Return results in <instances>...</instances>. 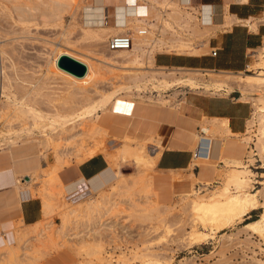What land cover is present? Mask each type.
Wrapping results in <instances>:
<instances>
[{
  "label": "rangeland",
  "instance_id": "obj_1",
  "mask_svg": "<svg viewBox=\"0 0 264 264\" xmlns=\"http://www.w3.org/2000/svg\"><path fill=\"white\" fill-rule=\"evenodd\" d=\"M99 1L100 0H92V3H90L91 0H0V29L2 30L1 39L3 40L2 42L4 43V48L7 53V72L10 76L11 82L16 87V93L18 96L28 94V97H30L32 95V98L30 97V101L28 100V102H31L30 104H36L35 106H38L37 108L39 109L41 108L40 110L43 112H50L52 114L54 110H57L56 108H58V111L60 112H67V110L77 109L79 108L78 105L81 107L87 101H90L91 98L93 99L95 96L97 97V92L94 93L95 91L102 92L105 89L115 86V84H109V82H111L110 79L114 74L134 72L133 69L129 68L119 70L114 67H109L108 64L104 62L108 61V57L110 58V56H107L109 53L106 51V41L109 36L116 33L108 34L105 37L106 40L99 39L100 42L98 39L93 40L92 38L91 40V38L84 37L82 34L80 29L81 24L84 25L86 20H92L95 17L86 13L88 6L92 7L93 4H97ZM174 1L178 2L177 0ZM106 3L111 5L114 3V0H106ZM179 5L183 10L194 11V8L190 5L189 7L181 4ZM162 6H158L161 13L164 11L166 12L168 8V11H171V9L174 8L171 5ZM194 12L197 13L198 9ZM153 13L154 15L156 14L155 12ZM161 13L159 12L160 16ZM53 14L60 16L61 20L57 24H55L54 21H49L48 23L45 22L44 19ZM166 15L167 13L165 14V17ZM159 18L160 17H158V19ZM258 18L261 21L260 23L264 24V7L259 13ZM201 36L203 35H193L191 38L192 42L197 45L201 41ZM261 45H264V40ZM199 46L201 45H198V48ZM94 50H96L97 53L94 52ZM210 50L211 48L208 47V44H205L200 47V50H195L194 48L191 50L188 48L187 50L178 51L157 50L154 52V56L156 54L165 53L171 56L186 57L190 54H201L203 52L210 53ZM100 51H103V53ZM256 53L257 52L254 50L250 51L247 63H250L251 66H253V61L256 58H259L257 55H254ZM210 57L214 58L222 65L234 62H229V54L227 56H220L217 54L216 56ZM63 58H67L81 65L83 67V72L79 73L63 66L61 64ZM150 66L152 68H156L154 63ZM253 67L255 68L256 66ZM112 69L117 72L115 73ZM226 71L237 73V71L232 70ZM139 72L146 71L143 70ZM240 72H242L241 74H244L249 71H247L246 67L243 66V69L240 70ZM188 74L189 73L186 75ZM192 75L199 77V79L201 78L198 83L199 85L204 86L203 89H205L206 86H211L210 90H208V87H206V90L194 91L193 89L189 90L188 88H184L183 90L186 92L182 93L181 91H173L172 87L163 88L162 94L164 101L157 100L160 99V97H154L153 95L148 96L149 93L144 92H141L140 95L137 93L128 95L120 94L114 99L113 106L119 108L120 106L127 105L129 102L133 103L138 101L143 106L141 112L137 116L115 117L114 115H110L108 110H105L106 112L99 111L100 118L108 122L106 127L107 130L97 132L92 134V136H88L86 133H81L80 127H82V124L76 123L75 126L71 128L70 123H66L64 126L65 128H63L61 124L57 123L55 126L57 132L59 131L58 134H60L54 137L52 143L46 146L42 144L35 145L31 151L32 154H30V156L33 157L34 160H37L39 164V168L35 169L36 173L34 172V174H38L39 177L32 179L33 182L30 181L28 184L25 182V180L29 178L28 175L31 174L32 177H35L33 170L28 169L20 174L23 178V183L20 184L22 189L30 186L29 189L31 188L33 191L36 189L41 191L43 188L44 189L41 192H46L49 189V192L51 189L53 190L51 191V194L53 195L52 199L54 198L53 204L55 205V208L47 218H45L44 215V218H42V222L50 220L53 223L52 232H50V236L47 238H39L38 240L36 238V234L30 232L26 234L22 241L19 240V232L22 230H29L30 226H20V223L16 222L13 228V231L15 232V240L11 243L12 241L10 238H8V240L3 239L4 244L0 245V254L3 255L4 253L6 256H9L10 254L11 256L9 257L11 258L15 256H23L22 262H24L22 264H141L142 254H146L148 256L153 254L155 256L156 254V256L158 255V257L163 259V264H264L263 240L257 235V233H254L252 230L245 227L246 223L259 218L264 208L259 207L250 211L246 215L235 218L226 223V226L219 230L212 229L213 231H211L210 226L203 227L200 224H196L194 225L196 229L203 230L208 233L211 232V235H209V237L203 242L189 243L188 239H186V234L191 230L193 225L189 219V211L183 207L184 199L181 197L179 198V194H175L169 200L170 206L168 202H162L165 205L164 206L161 202L156 201V191L152 189L150 185L144 187L143 184L146 179L148 180L152 177V175L158 174H173L176 177H182L180 178L182 183H190L191 178L189 177V174L193 172L191 170L192 168L189 167L190 169L185 170L160 169L157 167L156 162L155 164H146V161L138 163L132 156L125 154L123 158L120 153L121 146L128 143L137 151L138 149H142L141 151L147 159L150 160V158H154V145L160 140L154 139L152 134L148 135L146 128L154 122L161 105H169L168 107L174 106L175 108H179L185 100V95L188 97H195L199 93L228 94V92L233 88L222 86L218 89L219 91H214L215 89L213 88L212 83L208 82L211 81L208 77L213 76L214 74L211 75L205 70H198L196 73H192ZM220 76L223 75L220 74ZM207 79L208 81H206ZM200 82L202 83L200 84ZM35 83L38 85L34 87ZM181 87L182 86L178 87V89ZM238 88L240 89L244 99H247L251 105L250 119H252L254 118L255 109L254 98L263 94V91H244L240 87ZM31 91L35 93H32ZM80 91H84L86 93L88 92L87 94H89L91 98L87 101L84 99L82 100L81 98H83V96L80 94ZM70 93L74 95L70 96ZM179 115L182 116V113L180 112ZM17 118L18 117H12L10 119L14 129H16L20 135L18 138L19 147H17V149L41 142L40 140L43 139L44 134L40 128L42 123H40L37 128L33 127V131H26L24 130V126H28L32 120L31 117H29L28 114H23L22 117L21 115L19 116L18 120ZM87 121L89 122L87 119L84 120L83 123L85 124ZM47 122L48 121H44L43 124H46ZM206 122L207 119L203 118L199 123V127L201 126V123L203 124ZM1 123L2 122L0 121V133L6 130L3 123ZM50 131L48 127L46 132L49 133ZM26 132H29L31 135L27 133L26 137ZM123 132L127 137L130 136L129 138L132 139L123 138ZM256 132V125L254 122L247 124L246 129L242 133L220 134L225 142L227 139V143L231 140L235 143V148L240 149L238 153H235L234 151L231 155H237L238 157H235L240 158L241 164L243 162L248 164L251 174L249 181L250 184H248L250 187L248 186L247 190L250 192L262 191L264 185V165L259 157V154H256L257 150L255 149V141L257 138ZM195 133H198V137L201 136L199 131L196 130H194L193 134H189L193 137L192 148L196 143ZM11 135L14 136V134ZM4 136L5 134L3 136L0 135V140ZM34 136H36V138ZM160 137V135L156 136V138ZM204 137H209L208 139L211 141L214 134H212L211 131H204ZM19 139H22L21 141L23 142H20ZM96 145L97 147H100L96 154L103 155L107 159L108 165H110V167L112 166L111 168L118 172L119 180L117 179L115 181L122 185L121 188H118L120 193H115L113 191V188H116V182L112 181L111 184L113 185L108 184L101 191L93 193V198L95 199L101 194L108 195L110 199L109 202L106 203L107 207L106 205L104 206V208L106 207L108 211H105L104 215L100 219L94 216V218L92 217L93 221L88 224L84 222V219L86 218L83 217L81 213L76 212L71 215V217L69 216V221L61 227L60 225L62 224V219L60 213L61 209L66 205L68 199H66V183H64L61 179L60 171L68 166L83 161L86 149ZM79 146L81 151L79 150ZM68 147L70 149H68ZM162 147L163 146L159 148L160 151L164 149V147ZM66 152L67 154H65ZM2 153L4 152L0 149L1 157L4 156L1 155ZM224 155L227 156L230 154L226 153ZM56 156L60 158V163L57 162L58 157ZM205 160L203 158H199L197 163L200 166H209L210 173L213 175L211 179L207 178L209 182L206 186L207 189L205 186L204 188L203 186L200 188L202 194L208 195L214 187L217 188V186L221 185L223 175L231 169L229 167L231 164H226L221 159L207 158ZM50 164H53V166ZM194 171H196V169H194ZM45 173L47 176L44 177L43 174ZM26 184L29 186L26 187ZM199 185L200 182L196 181L195 187L197 188ZM45 187H48L49 189L46 190ZM231 191L234 190L231 189ZM113 192L114 194H112ZM34 194L35 193L33 192L32 197L37 196L42 202V194ZM151 200H153V202ZM258 201L259 204L263 201L262 194H258ZM166 205H168V207H166ZM151 207L154 209L148 212L146 209H150ZM143 209L146 211H143ZM161 216H164L165 220H168V222L170 221L171 226L173 225L171 227L172 230L169 233L165 232L163 221H158V218H161ZM77 218L79 219L77 220ZM95 220L97 221L95 222ZM41 227L43 228V225H41ZM57 227H60L59 229L61 231L58 230ZM212 227L214 228V225ZM30 237L35 238L30 239ZM24 240H27L28 243H24ZM22 243L23 245L26 244L29 247L26 246L27 248L25 247L23 249ZM98 243L100 244V247L97 246ZM8 256L5 257V259L7 258L6 260L4 259L3 261H0V264H13V261L9 262V260L11 261V258Z\"/></svg>",
  "mask_w": 264,
  "mask_h": 264
},
{
  "label": "bare ground",
  "instance_id": "obj_2",
  "mask_svg": "<svg viewBox=\"0 0 264 264\" xmlns=\"http://www.w3.org/2000/svg\"><path fill=\"white\" fill-rule=\"evenodd\" d=\"M142 1L143 2L137 4V3H133V0H124L123 4L116 5L115 11H114V17H115L114 26H112V27L104 25V14H105L104 10L105 9L103 8V6H95L94 10H92V12H91V14L95 17L92 20H88L84 25L81 24L80 29L82 31L83 36L89 37V38H91V40H92V38H93V40L94 39L106 40L105 37L110 33H116V34L117 33H129L132 37V45L129 48H117V49H112V50L107 48L106 51L109 53V55H107V56H110V58L108 57V61H104V62L107 63L109 67H114V68L119 69V70L124 69V68H129V69H133L134 72L122 73V74L118 73L117 74L116 73L117 71L112 69L113 71H115L116 74H114L113 77L110 79L111 82H109V84L110 83L115 84V86H113V87L110 86L111 88L108 87L109 89H105L102 92L101 91H95L94 93L97 92V97L95 96L93 99L90 97L89 94H87L88 92L86 93L84 91L83 92L80 91V94L83 96V98H81V99L82 100L84 99L87 101L91 98L90 101H87L85 104L83 103L84 105L81 107H80V105H78L79 108H77V109L69 108L71 110H67V112H63V111L60 112V111H58L59 109L56 108L57 110H54V112L51 114L50 112H43L42 110H40L41 108L39 109V108H37L38 106L37 107L35 106L36 104L35 105L33 103L30 104L31 102L29 103L28 100L32 96L31 94L35 93V92L31 91L32 93L30 94L31 95L30 97H28V94H23L22 96L17 95L16 87L11 82L10 76L7 72V66H8L6 64L7 53H6V50L4 48V43L2 42L3 40L1 39L2 38V33H1L2 30L0 29V121L3 123L4 128H6V130H4L2 132L5 134V136L2 137L0 140V149L3 150V152H4L3 154L8 158V160L11 158H15V157L19 158L22 156H24V157L30 156V154H32L31 151L34 148L33 146H35V145L42 144V145L46 146V145L51 144L52 141L54 140V137L60 134V133L58 134L59 131L57 132V129L55 126L57 123L61 124L63 128H65L64 126L66 123H70L71 128H73L76 123L82 124V127H80L81 133H84V134L86 133V135H88V136H90V135L92 136V134H95V133L101 132V131L103 132V131L107 130L106 127L108 125V122L106 120H102L100 118V112L99 111L106 112L105 110H108L110 115H114L115 117L120 116V115L116 114L118 109H122L124 111H127L128 103H127V105L120 106L119 108H116L115 106H113L114 105V99L117 96H119L120 94H127L128 95V94L137 93L138 95H140L141 92H144V93H149L148 96L153 95L154 97H160V99H157V100L162 101L164 99L163 94H162L163 88H171L172 87L173 91H175V92L181 91L182 93L186 92L185 90H183L184 88H188L189 90L193 89V91H194V90H206V87H208L209 88L208 90H210L211 86H206L205 89H203L204 86L199 85V83H198L201 78L199 79V77H195L194 75H192V73L194 74V72L196 73V71H198V70H194L192 68L191 69L181 68V67H172V68L166 69L164 67H158L157 66L156 68H154V67L152 68L150 65H152V63H153L154 52L157 50H159V51L160 50L178 51V50H187L188 48H189V50H191L193 48L195 50H197V49L200 50L201 46H199V48H198V45L205 44L207 40L204 41V39H203L197 45H195V43L192 42L191 38L193 35H195V36L196 35H203L204 36V34L207 32V30L210 31L209 30L210 28L208 26L211 23L205 22L200 14H199V16H197L196 14L194 15L191 12L183 10L182 8H180L179 4L183 3L180 1H178V2H176L174 0H142ZM240 1H246V0H240ZM156 4L161 5V6L162 5H171L174 8L173 9L170 8L171 11H168L169 8H168V10H166V8H165L166 12L164 11L165 13L164 12L161 13V11L157 10ZM162 7H164V6H162ZM203 7L204 6H201L200 10L206 11L207 16H205L204 18L206 20H208V19H210V13H209V11L205 10ZM151 9H153L152 12L150 11ZM153 12H155L156 14L154 15ZM159 12L161 13V16L159 15ZM166 13H167V15L165 17ZM203 15H204V13H203ZM158 17H160L161 19L160 18L158 19ZM44 20L47 23L49 21L50 22L54 21L55 24H57L61 20V17L53 14L51 16H47ZM230 23H231V18L227 13V15L225 16V23L224 24L229 25ZM210 27H212V26L210 25ZM250 27H252V26H250ZM213 28H214V26H213ZM142 29L145 30V33H140L142 31ZM99 42H100V40H99ZM92 46H94V45H92ZM104 49H106V48H104ZM254 51L257 52L254 55H257L259 58H256L252 63L253 66H256L255 68L253 66H251L250 63L246 64V70L249 71L248 73L241 74L242 72H240V71L239 72L237 71V73H236V72H231V71H226V70L225 71L224 70H208V71L206 70L207 73H210L211 75L214 74L213 76L208 77L209 80H211V81H208V79L206 81L212 83L213 88L215 89L214 91H217L222 86L240 87L244 91H248V90H255V91L257 90V92L263 91V94L258 95L254 98V100H255L254 118H252V119L249 118L248 124L255 122L256 131H257L256 132L257 138L255 141V149L257 150L256 154H259V157L261 158V161L264 165V45L257 47ZM94 52H96V50H94ZM101 53H103V51ZM84 64H85V62H84ZM90 65L93 66L92 64H90ZM143 70L146 72H139V71H143ZM128 71H130V70H128ZM187 73H189V74L186 75ZM220 74L223 76H220ZM201 83L202 82H200V84ZM37 85L38 84L35 83L34 87ZM39 85H41V84H39ZM180 86H182V87L180 89H178V87H180ZM72 93H70L71 94L70 96L74 95ZM248 98H250V97H248ZM62 108H64V107H62ZM52 109H53V107H52ZM50 111H52V110H50ZM23 114H28V116L31 117V119H32L31 122L28 124V126H24L25 127L24 130L31 131L33 127L37 128L39 126V124L42 123L40 128L44 134H43V139L41 138L42 140H40L41 142L35 143L32 145H28L27 147H22L21 149H17V147H19L18 146L19 145L18 138L20 135L16 131V129H14L13 124L11 123L10 119L12 117H15V118L18 117L19 118L20 115L22 117ZM121 117H123V116H121ZM18 118H17V120H18ZM24 119H26V118H24ZM87 119L89 120V122L87 121L84 124L83 123L84 120H87ZM44 121H48V122L46 124H43ZM154 125H155V123H154ZM167 125H169V123ZM200 125H201L200 129L202 131H205V132L211 131L212 134H214V137H212V139H211L212 140V152L210 153L209 158L221 159L226 164H231V165H229V167L231 169L229 168L230 170H228L223 175L221 185L220 186L216 185L217 188L214 187V189L208 195L201 193V189H200L201 186H203V188L205 186V188H206V186L209 184L208 179L206 177H204V175H203V173H205V171H207L208 173L210 172V167L206 166V165L201 166L202 167L201 172L198 175L196 173H193V172H191L189 174L190 175L189 177L191 178L190 183L189 182L188 183H186V182L182 183L181 182L182 180L180 179L182 177L179 178L178 176L176 177L173 174L172 175H169V174L160 175V174H158V175H152V177L150 179L145 180V183H144L145 185L143 184L144 187L150 185L152 187V189H154L156 191L155 195L157 196V198H156L157 200L156 199L155 200L157 202H161V204H163L164 202H168V204H169L170 203L169 200L175 194H179V198L181 197L182 199H184L183 207H184V209H187L189 211V215H190L189 219L193 225L191 227V230L188 231V233L186 234L187 236L185 235L186 239H188L189 243H191V242H195V243L203 242L209 237V235H211V232L208 233L206 231L196 229V227L194 226L196 224H198V225L200 224L203 227L210 226L211 231H213L212 229L219 230V229H222L224 226H226L225 225L226 223L232 221L235 218H239L243 215H246L250 211L255 210L259 207L264 208V185H263L262 191L250 192L247 190L248 186L250 187V185H248V184H250L249 181H250L251 170L249 169L248 164H245L244 162L241 164L240 158H237L238 157L237 155H235L237 157H235L234 155L233 156L231 155V153H233L234 151H235V153H238L240 151L239 148H235V143L231 140H229L231 142L228 141V143H227L228 139L226 140V142H224V140L222 139V137L220 135L222 133H227V134L232 133L228 124H227V119H225V118L218 119V117L217 118H211L208 124L207 123H203V124L201 123ZM48 127H49V131L51 130L49 133L46 132ZM59 128H61V127H59ZM59 128H58V130H59ZM22 130H23V127H22ZM2 133H0V135L3 136L4 134H2ZM27 133L29 135H31L29 132H26V137H27ZM11 134H14V136H12ZM123 134H124V132H123ZM123 134H122L123 138L128 139L130 137V136L127 137L125 134L124 135ZM218 135H220V136L218 137ZM34 137L36 138V136H34ZM148 137H150V136H148ZM197 137H198V133L197 134L195 133L196 141L198 139ZM22 139H23V137H22ZM129 139H132V138H129ZM21 140L19 139L20 142H23ZM161 142H162V140H161ZM161 142L158 141L157 144H155V145H160L158 147H161V145H162ZM54 143H56V142H54ZM84 146H82V147H84ZM194 146H195V144H194ZM68 149H70V148L68 147ZM80 149L81 148L79 146V150ZM99 149H100V147L99 146L97 147V145L91 146L90 148L86 149L83 158L86 159V158H89V157L95 155ZM79 150H77V151L80 152L81 150L80 151ZM141 150L138 149V151H137L135 148H132V146H130L128 143H125L124 145L121 146V152L120 153H121L123 158H124L125 154L132 156L133 159L138 163L146 161L147 162L146 164H148V163H150V164L154 163L155 164L157 157H158V154H159L158 152H160V151H158V152L156 151L157 153H153L154 158H150V160H149L145 157V155L142 153ZM146 150H148V149H146ZM149 152H150V150H149ZM70 153H72V152H70ZM226 153L230 154V155H227V156L224 155ZM59 154H57V155H59ZM65 154H67V152ZM62 155H64V154H62ZM114 156H116V155H114ZM56 157H58V156H56ZM59 159L60 158L58 157L57 162H59ZM112 159H113V156H112ZM197 159L198 158H196L194 160L197 161ZM205 162H206V160H205ZM51 166H53V164ZM42 171H43V169H42ZM34 172L36 173V170L35 171L33 170V174H34ZM28 174H30V173H28ZM45 174H43L44 177L47 176V174L46 175ZM41 175H42V173H41ZM34 176L35 177H32L31 174L28 175L29 178L27 180H25V182L29 184L30 181H32V179L39 177L38 174H34ZM118 177H119L118 172L116 170H113L111 167H108L107 170L104 171L102 174L98 175L95 178H92L89 181L81 178V179L74 180V181L68 183L67 185H65V191L67 192L66 193V199H68V200H67L64 208L61 209L60 215H61V219H62L61 220L62 224L60 226L62 227V225L67 223L69 221V218L71 217V215H73L76 212L81 213L83 215V217L86 218V219L83 218L84 222L88 223V224L91 221H93L92 217L94 218V216L97 217L98 219H100L104 215L105 211H108V209L106 208L107 207L106 203L109 202L110 199H109L108 195H104V194H101L100 196H98L95 199V198H93V193L101 191L108 184L113 185V184H111L112 181L116 182V188H117L116 189V188L112 187L113 191L115 193L119 192L120 190L118 188H121L122 185L119 184L117 181H115L118 179ZM22 180H23L22 177L17 178L16 189L19 188L20 184L23 183ZM196 181L200 182V185L197 188L195 187ZM179 182H181V183H179ZM28 184H26L25 186L26 187L29 186ZM124 186H126V185H124ZM29 187L18 190V194L20 196L19 198L32 196L33 192L35 194L36 193L42 194L41 195V196H43V198H42V212L43 213L42 214L44 215L45 218H47L55 208V205L53 204L54 198L52 199L53 195L51 194V191H53V190L51 189V191L49 192L50 189L48 187H45L46 190L49 189L46 191L48 193H46V192H41L44 188L41 191L37 190V189L33 191V189H31V188L29 189ZM129 188H130V184H129ZM231 189H233L234 191H231ZM114 192L112 194H114ZM86 193H88V194H86ZM258 194H262L263 201L261 202V204H259V201H258ZM151 198H153V197H151ZM112 200H113V198H112ZM151 201L153 202V200H151ZM148 203H150V202H148ZM111 204H112V202H111ZM105 205H106V207L104 208ZM145 206H146V204H145ZM145 206H143V207H145ZM169 206H170V204H169ZM166 207H168V205H166ZM151 208L150 209L145 208V209L149 212V211L154 209V208H152V209ZM139 209H140V207H139ZM145 209H143V211ZM160 211H158V212H160ZM163 217L162 216H161V218L157 217L158 221L159 222L163 221V226L165 227V232L169 233L172 230L171 227L173 225L171 226L170 221L168 222V220H165V217L164 218ZM78 219L79 218H77V220ZM81 219H82V217H81ZM97 220H95V222ZM42 221H43V219L31 224L29 227V230L27 229V231H23V230L20 231L18 234L19 240L23 241V238L26 236V234H28L30 232L36 234L37 240L39 238H47L48 236H50V232H52L53 223L50 220L45 221V222H42ZM180 221H182V220H180ZM186 221H187V219H186ZM181 224H183V223H181ZM41 225H43V228L41 227ZM213 225H214V228L212 227ZM89 226H91V225H89ZM193 227H195V228H193ZM245 227H247V229H249V230H252L254 233H257V235L264 242V209H263V212L261 213L259 218L246 223ZM59 228L57 227L58 230H60ZM53 231H55V230H53ZM34 238L30 237V239H34ZM27 240H24V243H28ZM25 241H27V242H25ZM39 242H41V241H39ZM26 246L29 247L28 245H26V244L23 245V243H22L23 249ZM97 246L100 247V244L98 243ZM21 252H23V251H21ZM99 252H101V251H99ZM15 253H16V250H15ZM15 253H13V254H15ZM15 255H17V254H15ZM7 256L4 253H3V255L0 254V261H3L5 259V257H7ZM9 256H11V255L9 254ZM15 257H13V258L9 257V258H11V261L9 260V262L13 261L12 262L13 264H22L24 262V261L22 262L23 256H18V257L15 256ZM141 258H142L141 264H163V259H161V257H158V255L156 256V254H155V256H154V254L151 256H148L146 254L145 255L142 254Z\"/></svg>",
  "mask_w": 264,
  "mask_h": 264
},
{
  "label": "crops",
  "instance_id": "obj_3",
  "mask_svg": "<svg viewBox=\"0 0 264 264\" xmlns=\"http://www.w3.org/2000/svg\"><path fill=\"white\" fill-rule=\"evenodd\" d=\"M177 1L183 2L181 5H186V7L190 5L194 8V11H197L201 6H204L203 8L209 11L211 20L204 18L207 16L206 11H199L204 21L211 23L210 25L212 26H208L210 31L207 30V33L201 37V40H207L204 43L208 44L209 48H217L220 56H227L229 54V62H234L231 64L225 63L224 65L219 64L214 58L210 57L208 52L190 54L186 57L162 53L156 54L153 58V63L156 67H181L202 71L216 69L240 71L247 64L250 51L261 46L264 40V24L260 23L261 21L258 18L259 13L264 7V0ZM141 2L143 1L133 0V3L139 4ZM90 3H92V0ZM123 3L124 0H114V3L110 5L106 3V0H100L97 4H93L92 7L88 6L86 13L92 15L91 12L95 6H103L105 9L104 25L112 27L115 20V7ZM158 6L160 5L156 4L157 10L160 11ZM150 11L152 12L153 9ZM194 11L189 12L195 15L196 12ZM227 13L231 18L229 25L224 24ZM184 97L185 100L179 108L161 105L154 122L147 126L146 131L148 135L152 134L154 139H159L160 142L162 140L161 146L164 145V149L161 151L158 145H154V153L160 151L156 160L158 168L185 170L191 167L193 173L195 172L198 175L202 167L192 157V151L195 146L192 148L193 137L189 134H193L194 130H196L204 135V131L199 127L200 121L206 118V123L208 124L211 118L217 117L218 119H227L231 134L242 133L246 129L251 115V105L247 99H244L238 87H233L228 94L199 93L195 97H188L187 95ZM142 107V104L138 101L129 102L127 111L118 109L116 114L124 117L137 116L141 112ZM180 112L182 116L179 115ZM167 122L169 125H167ZM157 135L161 137L156 138ZM211 152L212 140L210 141L209 139L208 155L202 158L209 159ZM1 155L4 154L2 153ZM108 167L110 165H108L107 159L103 155L95 154L77 164L64 168L60 171V177L66 184L81 178L89 181L102 174ZM37 168H39L38 161L34 160L31 156L15 157L9 160L5 155L3 157L0 156V236L3 237H0V245L4 244L3 239L8 240L10 238L11 243L14 242L15 232L13 228L16 222H19L20 226L26 227L43 218L41 199L37 196L19 198L18 190L22 189V187L16 189L17 178L21 177L20 174L25 170H35ZM203 175L208 179H211L213 176L207 171Z\"/></svg>",
  "mask_w": 264,
  "mask_h": 264
},
{
  "label": "built area",
  "instance_id": "obj_4",
  "mask_svg": "<svg viewBox=\"0 0 264 264\" xmlns=\"http://www.w3.org/2000/svg\"><path fill=\"white\" fill-rule=\"evenodd\" d=\"M200 8H198V12L196 13L197 16H199ZM140 33H145V30L142 29ZM107 48L117 49V48H129L132 45V37L129 33H117L113 34L108 37L106 41ZM210 56H216L218 54V49L215 47H212L210 50ZM246 67V65H245ZM208 149H209V139L207 137H204V135L201 133V136L198 137L196 141V145L192 151V157L194 159L199 157H207L208 155Z\"/></svg>",
  "mask_w": 264,
  "mask_h": 264
},
{
  "label": "water",
  "instance_id": "obj_5",
  "mask_svg": "<svg viewBox=\"0 0 264 264\" xmlns=\"http://www.w3.org/2000/svg\"><path fill=\"white\" fill-rule=\"evenodd\" d=\"M61 64L65 67H67L68 69H71L73 71H76V72H83V67L67 58H63L62 61H61Z\"/></svg>",
  "mask_w": 264,
  "mask_h": 264
}]
</instances>
